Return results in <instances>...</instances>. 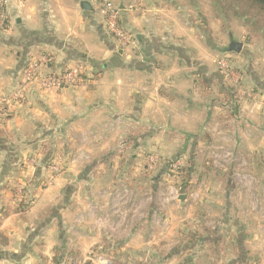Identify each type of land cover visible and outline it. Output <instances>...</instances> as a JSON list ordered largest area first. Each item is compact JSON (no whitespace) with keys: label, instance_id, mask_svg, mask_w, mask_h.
I'll use <instances>...</instances> for the list:
<instances>
[{"label":"crops","instance_id":"crops-1","mask_svg":"<svg viewBox=\"0 0 264 264\" xmlns=\"http://www.w3.org/2000/svg\"><path fill=\"white\" fill-rule=\"evenodd\" d=\"M114 1L135 37L127 46L97 0H6L0 264H64L100 246L121 264H264V31L225 53L227 75L214 0H144L138 11ZM43 55L52 74L82 64L83 83L27 84ZM174 158L179 177L168 175ZM52 161L65 170L48 182ZM177 182L187 198L161 209L159 192Z\"/></svg>","mask_w":264,"mask_h":264},{"label":"built area","instance_id":"built-area-1","mask_svg":"<svg viewBox=\"0 0 264 264\" xmlns=\"http://www.w3.org/2000/svg\"><path fill=\"white\" fill-rule=\"evenodd\" d=\"M98 1V13L104 18L106 31L113 36L120 45L127 46L135 42V37L126 31L119 20L120 8L113 0H97ZM6 0H0V27L4 26L7 22L5 13ZM131 10L142 8V0H130L128 7ZM227 58V59H226ZM47 55H43L40 61H30L23 71V79L27 84L37 83L44 90H62L67 86H77L76 83L81 81V76L85 74V69L82 64H74L68 66L63 72L59 74H52L43 69V66L49 61ZM227 55L222 57V60H218V64L221 71L227 75L232 73V65ZM15 96H22V88H19ZM9 103V97L0 96V116L6 113V105ZM155 161V159H153ZM30 163L35 164L36 159L30 158ZM182 159L176 158L169 162L168 175L172 177H178V170L182 167ZM49 178L48 182H51L56 176L62 174L65 170L64 165L60 161H52L49 163ZM177 176H176V175ZM117 190V189H116ZM23 191V186L18 185L15 189V193L20 195ZM119 191V190H117ZM122 192H119L120 194ZM126 194V191H124ZM183 193L182 184L177 182L168 185L165 191L159 192L160 207L163 209L167 204L177 201L180 195ZM126 197V196H125ZM152 199V196H149ZM121 200H125L122 196ZM164 223L167 226V218H164ZM64 264H114V257L111 255L108 248L100 246L95 250L90 251L84 257H78L72 252H68L64 256Z\"/></svg>","mask_w":264,"mask_h":264},{"label":"rangeland","instance_id":"rangeland-1","mask_svg":"<svg viewBox=\"0 0 264 264\" xmlns=\"http://www.w3.org/2000/svg\"><path fill=\"white\" fill-rule=\"evenodd\" d=\"M143 2H144V0H142V3ZM214 2H215V4L218 5L217 7L220 9V15H221L220 16V22H219V24H220L219 29L221 32H220V36L218 39L221 51H220L219 58L217 59V62H216L217 65L219 66L218 60H222V57L224 55H226L225 53L228 51L226 49H228L230 46V44L228 43L227 35L225 33L232 31L235 34V36L232 38V40L236 42V40H240L242 38L241 35H244V33L247 34L248 30L251 28V25H255L258 21H263L264 17L261 13H259L258 10L252 9L247 4H245V2L243 0H214ZM234 2H236V4H234ZM129 5H130V0L128 3V7H129ZM129 10H131V9H129ZM138 10L139 9H135L132 11H138ZM229 17H231L232 20H228ZM207 24L209 26V22L205 23V25H207ZM261 31H264L263 26H259V30L257 32L260 34ZM209 35L211 36V34H209ZM219 69L222 70L220 68V66H219ZM229 80L231 81V79H229ZM175 159L176 158H174L173 160H175ZM185 168H186L185 165L182 164L181 169H179L178 173H177L178 177L180 176V173L182 171H184ZM260 212L264 213V209ZM260 212L258 211L257 213H260ZM260 216H261V214H260ZM210 219H211L210 216H206L205 222L207 220L209 221ZM204 225H208V224L206 223ZM214 235H211V236L214 237ZM188 236H189V239L192 237L191 234H188ZM220 245L223 246V243H220ZM114 264H121V263H114Z\"/></svg>","mask_w":264,"mask_h":264},{"label":"trees","instance_id":"trees-1","mask_svg":"<svg viewBox=\"0 0 264 264\" xmlns=\"http://www.w3.org/2000/svg\"><path fill=\"white\" fill-rule=\"evenodd\" d=\"M245 2V4H247L250 8L252 9H256L259 11V13H261L264 17V0H243ZM234 4H236V2H234ZM264 20L263 21H258L255 25H251V28L250 30L252 32H254V34L256 35L257 34V31L259 30V26H263L264 28ZM240 46L241 44L238 43V42H232L229 46L228 51H232V52H236V51H239L240 50ZM222 73V72H221ZM84 78H85V75H82L81 76V81L77 82L76 85H81L84 81ZM227 96L229 97V100L233 101L234 100V96H235V92L233 90L229 91L227 90L226 92ZM235 101V100H234ZM233 101V103H234ZM236 107V106H234ZM186 184L184 185L183 183V188H186Z\"/></svg>","mask_w":264,"mask_h":264},{"label":"water","instance_id":"water-1","mask_svg":"<svg viewBox=\"0 0 264 264\" xmlns=\"http://www.w3.org/2000/svg\"><path fill=\"white\" fill-rule=\"evenodd\" d=\"M179 198H180V200H185L187 198V196L185 194H181Z\"/></svg>","mask_w":264,"mask_h":264}]
</instances>
